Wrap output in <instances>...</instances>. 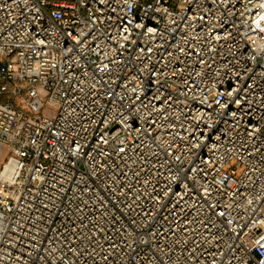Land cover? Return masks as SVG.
Masks as SVG:
<instances>
[{"label":"built area","instance_id":"2783aa9c","mask_svg":"<svg viewBox=\"0 0 264 264\" xmlns=\"http://www.w3.org/2000/svg\"><path fill=\"white\" fill-rule=\"evenodd\" d=\"M0 264H264V0H0Z\"/></svg>","mask_w":264,"mask_h":264},{"label":"rangeland","instance_id":"374dc122","mask_svg":"<svg viewBox=\"0 0 264 264\" xmlns=\"http://www.w3.org/2000/svg\"><path fill=\"white\" fill-rule=\"evenodd\" d=\"M0 165H1V159H0Z\"/></svg>","mask_w":264,"mask_h":264}]
</instances>
